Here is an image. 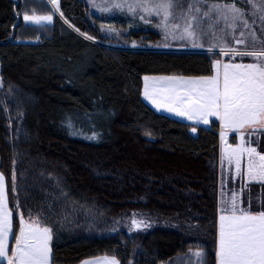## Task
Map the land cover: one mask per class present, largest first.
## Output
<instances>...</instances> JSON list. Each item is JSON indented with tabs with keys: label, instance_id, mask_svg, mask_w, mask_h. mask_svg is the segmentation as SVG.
<instances>
[{
	"label": "trees",
	"instance_id": "16d2710c",
	"mask_svg": "<svg viewBox=\"0 0 264 264\" xmlns=\"http://www.w3.org/2000/svg\"><path fill=\"white\" fill-rule=\"evenodd\" d=\"M34 1L0 0V173L14 234L19 216L48 228L53 264H160L196 239L215 264L219 123L170 117L140 96L145 74H211L213 53L101 43L84 0L22 23ZM247 134L264 152V129ZM241 206L264 211V181L246 183ZM131 216L143 227L108 225Z\"/></svg>",
	"mask_w": 264,
	"mask_h": 264
},
{
	"label": "snow or ice",
	"instance_id": "6c2138e0",
	"mask_svg": "<svg viewBox=\"0 0 264 264\" xmlns=\"http://www.w3.org/2000/svg\"><path fill=\"white\" fill-rule=\"evenodd\" d=\"M53 5L57 0H46ZM181 0H176L177 5ZM170 2H160L153 5V10L159 14L164 11L167 19V9ZM119 8L121 5L117 4ZM220 5H213L220 9ZM230 12L240 15V10L234 5L225 6ZM146 11L149 9L145 8ZM208 15L207 12L204 13ZM28 22L40 24L51 21L52 16L24 15ZM189 36L192 35L185 29ZM237 43H243L238 40ZM235 55L254 58L256 63L224 64L223 81L219 74L220 62L217 61V74L212 77L183 80L179 77H145L152 80L153 86L145 85L144 95L151 99L158 108H167L177 115L186 116L189 120L202 119L209 123L207 117H219L225 130H240L245 127L253 131L264 129V51L235 52ZM160 84V87H156ZM183 85V88H179ZM225 133H221L223 136ZM242 143L228 151L229 163L235 160L237 170L241 166V158L248 155V175L253 180H264V155L257 153L255 148L243 146ZM258 156L260 163H255ZM4 193V177L0 174V259L7 258V264H46L48 256V241L51 239L48 228H39L35 223H26L20 228V235L15 239V250L8 256L6 243L9 232L12 231L11 213L9 212ZM235 199V198H234ZM240 212L237 215V212ZM133 224L139 226L137 221ZM219 264H264V211L258 214L238 209L235 204L231 215L220 216L219 230ZM107 264H118L112 259ZM83 264H101L99 260H85Z\"/></svg>",
	"mask_w": 264,
	"mask_h": 264
},
{
	"label": "rangeland",
	"instance_id": "374dc122",
	"mask_svg": "<svg viewBox=\"0 0 264 264\" xmlns=\"http://www.w3.org/2000/svg\"><path fill=\"white\" fill-rule=\"evenodd\" d=\"M84 1L92 20L96 21L100 28L102 40L99 39V42L106 45L204 50L213 53V64L219 61L220 67L224 64L257 62L252 57L235 55L230 51L231 49H234L235 52L264 51V0H181L179 5L176 0ZM160 2H170L172 5L167 9V19H165L163 10L159 14L153 10V5ZM34 4L37 9H33V11L22 9L23 13L20 16L22 23L28 22L23 19L24 15L61 17L58 0L56 5L46 2V0L34 1ZM117 4L121 7H115ZM213 5L221 7L214 9ZM231 5L239 9L241 14L230 12L225 7ZM145 8L149 10L146 11ZM205 12L208 13L207 16L204 15ZM110 17L119 19L110 22L107 20ZM124 18L125 21L121 22ZM50 22L44 21L39 25ZM137 28L143 29L142 37L134 36L133 31ZM186 28L188 32L192 33L191 36L185 31ZM103 38L107 41H104ZM238 40L243 43H237ZM25 220L37 223L35 219ZM134 220L138 222L139 226L133 224ZM108 225L112 226L114 232L125 227L128 231L134 232L143 227L144 221L143 218L131 216L130 218L117 219ZM198 241L196 239L194 243L196 246L190 249H198ZM201 253L203 254L202 250ZM198 260L197 264H204L200 257Z\"/></svg>",
	"mask_w": 264,
	"mask_h": 264
},
{
	"label": "crops",
	"instance_id": "0c3cea01",
	"mask_svg": "<svg viewBox=\"0 0 264 264\" xmlns=\"http://www.w3.org/2000/svg\"><path fill=\"white\" fill-rule=\"evenodd\" d=\"M223 66L224 65L220 67L219 65V74H220L221 83L223 81V73H224ZM216 74H217L216 63L213 64V70L211 74L209 75L193 76V75H179V74H145L142 77L140 96L142 100L145 103H147L152 109H154L157 112L168 115L170 117H174L179 120L189 122L192 124H200V125H208L212 119H216L219 123V142H218V157H217V164H218L217 185L218 186H217L216 210H215L216 215H215V242H214L215 264H219L218 253H219L220 216L221 215H231V209L233 207V204H235V206L238 209H243L245 212H250L253 215L258 214L259 212L248 211L241 206V194L243 192V188L246 185V183L252 182V181H264V180H260L259 178L253 180L252 178L249 177L248 171H247L248 169L247 153H245L243 157L241 158V166H240V169L237 170L236 165H235V160H232V162L229 163L228 151H226V149H229V146L231 148H235L238 145H240L242 143L241 134L243 133V146L245 148H248V147L255 148L257 153H259L260 155H264V152H259L257 148L250 141V138L248 137L247 133L252 128L245 127L244 129H240V130H232V129L225 130L223 123L219 120V117H215V116H208L207 119L209 123L207 124L203 123L202 119L189 120L186 116H180V115H177L175 112L168 111L167 108H158L157 105L154 104L151 99H148L144 95L146 83L150 87L153 86V81L149 80L146 82L144 79L145 77H150V78L151 77H157V78L158 77H179V78H182L183 80H189V79H199L201 77H212V76H215ZM155 86L160 87L161 85L156 84ZM178 87L183 88V85H179ZM222 132L225 133L223 136L221 135ZM254 160L257 165L260 163L258 156L254 157ZM3 195L6 199L7 208L9 212L11 213L12 231L9 232L7 236V240H6V243L8 244V248H9L8 256H11L12 252L15 250V239L19 237L21 227H24L26 223H29V224L35 223V225L39 228H45V227L40 226L36 222H26V220L23 219V217L19 216V227L16 233L14 234L13 212L8 205L5 181H4ZM239 214L240 212L238 211L237 215ZM50 240L48 241L49 251H48L46 264H53L51 261V241ZM201 250L202 249L200 248L190 249L188 250L187 253L177 255L173 257L171 260L161 262L160 264H197V262L199 261L198 257H200L201 260L203 259V254L201 253ZM104 258H107L108 261H111L112 259H114L119 264L118 258L114 255H109V254H100V255L85 257L74 264H83L85 260H99L101 261V264H107ZM0 264H7V258L0 259Z\"/></svg>",
	"mask_w": 264,
	"mask_h": 264
}]
</instances>
